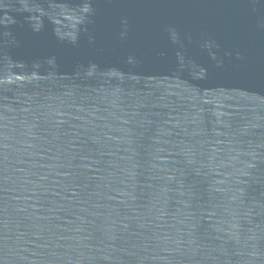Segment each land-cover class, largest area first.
Segmentation results:
<instances>
[{
  "label": "water",
  "instance_id": "95a60500",
  "mask_svg": "<svg viewBox=\"0 0 264 264\" xmlns=\"http://www.w3.org/2000/svg\"><path fill=\"white\" fill-rule=\"evenodd\" d=\"M0 264H264V0H0Z\"/></svg>",
  "mask_w": 264,
  "mask_h": 264
}]
</instances>
